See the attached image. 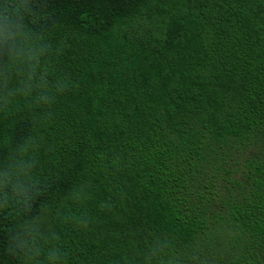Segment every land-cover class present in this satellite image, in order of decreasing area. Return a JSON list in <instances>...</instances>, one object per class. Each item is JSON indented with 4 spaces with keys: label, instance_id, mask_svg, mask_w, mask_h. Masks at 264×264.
I'll return each instance as SVG.
<instances>
[{
    "label": "trees",
    "instance_id": "1",
    "mask_svg": "<svg viewBox=\"0 0 264 264\" xmlns=\"http://www.w3.org/2000/svg\"><path fill=\"white\" fill-rule=\"evenodd\" d=\"M0 15V264H264V0Z\"/></svg>",
    "mask_w": 264,
    "mask_h": 264
},
{
    "label": "clouds",
    "instance_id": "2",
    "mask_svg": "<svg viewBox=\"0 0 264 264\" xmlns=\"http://www.w3.org/2000/svg\"><path fill=\"white\" fill-rule=\"evenodd\" d=\"M0 19H3V16L2 15H0Z\"/></svg>",
    "mask_w": 264,
    "mask_h": 264
}]
</instances>
